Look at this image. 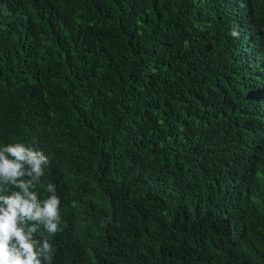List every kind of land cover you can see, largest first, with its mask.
Returning <instances> with one entry per match:
<instances>
[{
    "label": "trees",
    "instance_id": "trees-1",
    "mask_svg": "<svg viewBox=\"0 0 264 264\" xmlns=\"http://www.w3.org/2000/svg\"><path fill=\"white\" fill-rule=\"evenodd\" d=\"M15 142L52 157V264H264V0H0Z\"/></svg>",
    "mask_w": 264,
    "mask_h": 264
},
{
    "label": "clouds",
    "instance_id": "clouds-1",
    "mask_svg": "<svg viewBox=\"0 0 264 264\" xmlns=\"http://www.w3.org/2000/svg\"><path fill=\"white\" fill-rule=\"evenodd\" d=\"M239 38L236 29L230 31ZM51 155L22 142L0 147V264H52L49 237L62 231L61 200L56 186L40 185Z\"/></svg>",
    "mask_w": 264,
    "mask_h": 264
}]
</instances>
